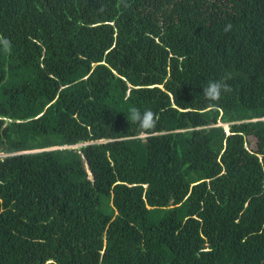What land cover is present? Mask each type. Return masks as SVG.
<instances>
[{"label": "trees", "instance_id": "trees-1", "mask_svg": "<svg viewBox=\"0 0 264 264\" xmlns=\"http://www.w3.org/2000/svg\"><path fill=\"white\" fill-rule=\"evenodd\" d=\"M0 38V264H264V0H0Z\"/></svg>", "mask_w": 264, "mask_h": 264}, {"label": "clouds", "instance_id": "clouds-1", "mask_svg": "<svg viewBox=\"0 0 264 264\" xmlns=\"http://www.w3.org/2000/svg\"><path fill=\"white\" fill-rule=\"evenodd\" d=\"M230 30H231V24L226 25L225 32L230 31ZM0 40H2V38H0ZM3 46H4L5 52L10 50L11 46L8 41L4 40ZM227 79H231L230 74L226 76L224 79L217 80V81H209L208 84L203 88V95L205 96V98L209 101H218L221 97L222 92L223 93L231 92L232 91L231 87L226 83ZM127 118L131 123L135 124L137 128L141 131H148V130L153 129L157 122L155 118V114L152 112L151 109H146L144 112H141L135 106H132L128 109ZM226 131L229 133V130H226ZM36 151L38 152L41 150H36ZM3 156H9V155H3Z\"/></svg>", "mask_w": 264, "mask_h": 264}, {"label": "rangeland", "instance_id": "rangeland-1", "mask_svg": "<svg viewBox=\"0 0 264 264\" xmlns=\"http://www.w3.org/2000/svg\"><path fill=\"white\" fill-rule=\"evenodd\" d=\"M226 127V130H229V126H227V125H225ZM248 145H247V147H248V149L249 150H253V149H255V144H256V140L254 139V138H248ZM1 155V154H0Z\"/></svg>", "mask_w": 264, "mask_h": 264}, {"label": "water", "instance_id": "water-1", "mask_svg": "<svg viewBox=\"0 0 264 264\" xmlns=\"http://www.w3.org/2000/svg\"><path fill=\"white\" fill-rule=\"evenodd\" d=\"M67 147V146H66Z\"/></svg>", "mask_w": 264, "mask_h": 264}]
</instances>
